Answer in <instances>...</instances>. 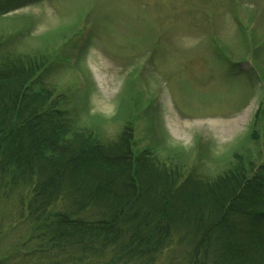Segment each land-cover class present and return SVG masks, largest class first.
I'll list each match as a JSON object with an SVG mask.
<instances>
[{
    "label": "rangeland",
    "instance_id": "obj_1",
    "mask_svg": "<svg viewBox=\"0 0 264 264\" xmlns=\"http://www.w3.org/2000/svg\"><path fill=\"white\" fill-rule=\"evenodd\" d=\"M25 2L0 10V40L47 61L45 87L81 126L103 140L130 127L135 151L184 176L264 166V0ZM30 198L0 174V264L48 263ZM176 247L153 264H184Z\"/></svg>",
    "mask_w": 264,
    "mask_h": 264
},
{
    "label": "trees",
    "instance_id": "obj_2",
    "mask_svg": "<svg viewBox=\"0 0 264 264\" xmlns=\"http://www.w3.org/2000/svg\"><path fill=\"white\" fill-rule=\"evenodd\" d=\"M10 1L2 13L27 3ZM7 45L0 40V174L31 187L33 254L47 264H153L175 244L184 264H264V166L184 176L135 151L130 127L103 140L45 87L44 58Z\"/></svg>",
    "mask_w": 264,
    "mask_h": 264
}]
</instances>
